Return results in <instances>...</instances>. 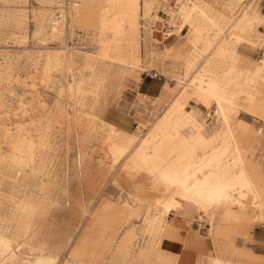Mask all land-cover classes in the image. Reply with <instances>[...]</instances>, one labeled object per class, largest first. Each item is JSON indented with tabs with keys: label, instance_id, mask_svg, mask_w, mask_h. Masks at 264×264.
Returning <instances> with one entry per match:
<instances>
[{
	"label": "rangeland",
	"instance_id": "obj_1",
	"mask_svg": "<svg viewBox=\"0 0 264 264\" xmlns=\"http://www.w3.org/2000/svg\"><path fill=\"white\" fill-rule=\"evenodd\" d=\"M149 1L150 8L146 11V0H0V122L12 134L20 132L37 141L42 134L47 137L44 147L37 143L34 156L25 157L22 165L0 161V230L7 236L14 232L13 219L22 200L31 198L37 203L30 230L20 233L13 243L18 261L34 258L43 249L55 257L53 264L176 263L169 260L171 254L162 247L172 228L165 231L161 228L172 224L170 216L182 214L165 213L163 192L151 188V178L144 172L134 176L129 170L136 146L115 161L107 142L109 127L103 121L127 134L138 135L140 141L151 136L171 100L183 95L186 106L181 112L191 120L189 126H200L206 135L213 134L217 127L222 132L225 125L216 113L214 98L197 96L194 80L207 66L219 70L228 66L214 53L223 42L233 45L238 31L229 29L218 34L219 43L212 51L203 52L204 39L212 40L215 30L208 27L199 35L197 24L186 23L180 13L201 2L213 4L232 19L243 9L255 16L253 26L249 27L252 30H248L254 41L237 45L238 53L246 57V66L253 68L250 75L254 77L255 70L264 65V0ZM226 3H232L237 11L233 16L227 13ZM163 14L168 15V22ZM56 22L59 26L53 30ZM164 23L168 27L166 35L162 33ZM146 33L150 34V41L146 40ZM171 34H179L180 48L160 49V41L156 39ZM62 50L67 62L68 56L75 57L74 71L54 70L51 79L46 80L42 72L46 57ZM115 58H125L127 63ZM134 60L139 61L138 65H131ZM190 60L194 62L192 67H188ZM239 60L237 65L241 67L244 64L242 58ZM87 64L93 68H87ZM147 72L164 74L165 99L140 93L138 85ZM100 73L108 77L100 95L90 93L85 99L86 109L75 106L69 84L81 79L83 87L93 91ZM260 89L264 90V81ZM246 98L244 93L240 94L241 107H230L227 114L232 128H244L241 144L247 155L246 159L243 152L245 168L252 179L255 173L264 183V118L246 109ZM192 111L200 114L201 125L194 124ZM88 112L99 118L87 115ZM221 139L216 138L213 144L223 143ZM237 145L232 142L227 145L230 154L224 161L233 158ZM208 147L198 144L196 153L207 155ZM0 153L3 156L11 153L10 143L2 138L1 130ZM168 163L169 160L161 162L156 174ZM241 193L238 189L233 195L242 198ZM252 197L253 193L247 191L238 224L221 220L226 227L220 230L214 227L223 213L220 207L197 208L189 216L203 224L197 228L210 240L211 255L201 264H211L212 257L218 254L232 264H263L252 259L254 252L264 255V242L253 237L255 228L264 237V218L261 207L251 205ZM249 221L256 224L240 232L241 224ZM131 234L126 248L122 247ZM125 249L127 253L123 255Z\"/></svg>",
	"mask_w": 264,
	"mask_h": 264
},
{
	"label": "bare ground",
	"instance_id": "obj_2",
	"mask_svg": "<svg viewBox=\"0 0 264 264\" xmlns=\"http://www.w3.org/2000/svg\"><path fill=\"white\" fill-rule=\"evenodd\" d=\"M230 1L234 2V0ZM235 1L240 3L242 0ZM145 6L148 8V5ZM193 7L194 8L191 10L188 8L182 10L180 17L183 18L186 23L197 24V30L200 33L199 35H202L203 31L208 27L216 32L212 40L204 39L205 48L202 50L203 52L208 50L212 51V49H214L219 43V40L216 39L218 34L225 33L229 29L238 31L235 34L233 45H230L228 42H223L219 45L216 53H214L217 59L225 61L228 63V66L222 70H219V67L213 69L212 67L207 66L194 80V93L199 97L205 95L212 96L217 104L216 113L220 115L222 122L225 125V129L217 137L222 138V146H217L207 155L203 154L200 156L196 153V146L201 143L206 144L205 138L199 137L193 143H189L185 140L181 131L184 132L189 126L191 120L181 112L182 108L186 106V103H183L185 102V96L183 95L171 100L169 108L165 111L164 115L155 126L151 136L142 138L140 141L138 135L127 134L113 124L106 122V120L103 121V124L109 127L110 135L107 142L110 143L109 150L115 161L130 153L131 149L136 146L135 150L132 151L129 170L134 176L144 172L146 177L151 178V188L163 192L162 202L166 208L165 213H177V211H179L185 204L189 203H192L195 206V209L203 208L207 210V208L213 206L220 207L223 209L222 216L217 220L215 223L216 225L214 224L215 229L220 230L226 227L223 226L221 220L226 219L236 221V223L240 221L243 215V209L245 208L243 201L244 198L247 197V191L253 193L252 200H250L251 205L256 209L261 207V216L264 218V187L256 183L245 168L243 151L237 145L240 142V139L231 126V117L227 114L230 107H241L239 103V95L244 93L247 96L245 99L246 109L253 113H258L264 118V90L260 89L261 82L264 81V65L257 68L255 70V76L252 77L250 74L253 68L250 66L246 69L247 60L238 53L237 49V45L241 44L244 40L245 30L253 26L256 19L255 16L243 9L240 14L232 19L230 15L228 16L226 13L220 12L211 3L201 4V2H197ZM226 7L228 11L227 13L232 16L237 12L232 3H226ZM104 23L105 21L103 20L102 24L104 25ZM58 24L59 22H56L53 26V30L58 28ZM145 38L146 40H149L150 34L146 33ZM200 41L201 40H199V42ZM123 54L122 51V55ZM68 58L70 59L67 62L63 50L54 54H48L42 66L44 78L50 80L54 70L74 71L75 57L68 56ZM240 58H242L244 64L241 67L237 65ZM114 60H117L120 63H127L125 58H115ZM135 60L131 63L132 66L138 65L139 61ZM240 61L241 60H239V62ZM193 63L192 60L188 61V67H192ZM87 68L93 67L87 64ZM245 73L246 76H244ZM106 75L103 73L97 74V85L93 91L85 89L86 87H83V81L81 79H74V82L69 84L68 89L70 90L72 101L76 104L75 106H80L81 108L86 109V105L88 104H85V99H87V96L90 93H94L98 96L100 95V91L103 90L108 81ZM64 90L65 88L62 86V91ZM178 99H182L183 101L179 102ZM87 115L99 118V116L91 112H88ZM90 119L92 118L90 117ZM0 130L2 131V138L7 140L11 146L10 154L3 156V154L0 153V161L12 166H18V164L24 163L23 161L25 157L28 159L32 158L37 143L44 147V144L47 142L45 134H42L38 141L33 137L21 134L20 132L12 134L4 122H0ZM157 137L162 138L157 140ZM230 142L237 145L236 148L234 147L236 150L232 159L224 161L225 154L227 153V145ZM194 154H197L196 157H193ZM164 160H169V163L160 173L156 174L157 168ZM24 165L25 164H23V166ZM205 170H207V172H205ZM199 174H203L202 177H199ZM15 177L17 176L15 175ZM25 178L26 177H24V179ZM238 189L242 192V198H237L233 195L234 191ZM36 209L37 203L31 200V198L22 200L18 203V213L16 214L15 219H13L14 232L7 236L4 230H0V264H5L6 262H10L11 264L54 263L55 257L52 254L44 253L43 249V251L40 250L41 252L39 254H35L34 258L31 257L25 262L18 261V254L13 248V243L19 239L20 233H26L30 230L32 226L31 215ZM216 219L217 218H215V220ZM235 225L233 228H235ZM70 264L77 263L71 262ZM213 264H223V262L221 259L215 258Z\"/></svg>",
	"mask_w": 264,
	"mask_h": 264
},
{
	"label": "crops",
	"instance_id": "obj_3",
	"mask_svg": "<svg viewBox=\"0 0 264 264\" xmlns=\"http://www.w3.org/2000/svg\"><path fill=\"white\" fill-rule=\"evenodd\" d=\"M145 5H148V8ZM144 7H145L146 11L150 8V1L149 0H146ZM164 16L166 17V22H168L167 21L168 15H164ZM166 25L167 24L164 23V26L162 27V33L164 35H166L168 33V27ZM249 29L252 30V28H248L245 31V34H244L245 37H244V40L242 43L254 41L252 34L248 33ZM156 40L160 41L159 42L160 43V49H162V50L164 49V47H166L168 50L169 49L170 50L171 49L172 50H178L181 46V39L179 38V34H171L170 36L165 37L164 39L160 38V39H156ZM244 58L246 59V57H244ZM248 68L249 67L246 66V69H248ZM158 74H162V73H158ZM162 75H163L162 78H150L148 76H145L143 78V80L138 85V89H139L140 93L144 94V95H148L150 97L158 98V99H160V98L165 99L167 97L166 88H165L166 84L164 81L166 78H165L164 74H162ZM239 103H240V101H239ZM199 115L200 114L198 112L192 111L191 118L195 121L194 124L197 123V124L201 125V123L198 121ZM118 124H120V123H118ZM114 126H116V125H114ZM233 129L235 130V132L239 136V139H240V145L239 146L242 149V151L244 152L246 159H247L246 150L244 149V147L241 144L243 142L242 141V138H243L242 135L244 133V131H243L244 128L242 127L241 129H235V128H233ZM220 133H221V129L218 127H217V130L213 134L206 135L203 133L200 126L199 127L188 126L184 130V132H182V136L190 142L198 139L199 137H204L206 140V142H205L206 147L209 146L208 147L209 149H207L206 152L210 153L213 149H215V147L222 146V143L221 144L216 143V145L213 144ZM235 148L232 152L233 155H234V152L236 150ZM229 154H230L229 146H227V153L225 154V156L228 157ZM224 159H225V157H224ZM253 179L256 183H258L259 185L264 187V183H261L260 179L257 177V175L255 173H253ZM195 211H196L195 206L192 203L185 204L179 211H177V213L182 214V216L177 215V214L170 216V221L172 222V224L171 225H168V224L163 225L162 226L163 228H161V231L162 230L165 231L167 229V227L172 228V230H171L172 233H171L170 237H166L162 241V247L164 248V250L168 254H171L170 256H168L170 258L169 260H176L175 264H201V262H203L204 259L208 258V256L211 255L210 240L208 239L207 236H204L202 234L200 229L197 228L199 220L198 219L192 220L189 217V216H192ZM254 224H256V222L253 224H251L250 221L248 224L242 223L240 232L246 231L247 229H249V227L253 226ZM200 225L203 226V224H200ZM204 225H207V224H204ZM131 235H130V237L128 236L129 237L128 240H126L124 242V245H122V247L126 248V245H127L126 243H128V241L130 242V240L132 239ZM253 237L258 242H264V237H260L257 234V228L254 229ZM216 246L218 247V241L216 242ZM126 253H127L126 249L123 250V255H125ZM164 258H167V254L164 255ZM215 258L221 259L223 264H232V261L230 259H225L221 254H218L217 256H213L212 257L213 260H212L211 264L214 263ZM158 259H161V257H158ZM252 259L254 262H262L264 264V255H261L259 253L254 252ZM92 264H98V263H92ZM238 264H241V263H238Z\"/></svg>",
	"mask_w": 264,
	"mask_h": 264
},
{
	"label": "built area",
	"instance_id": "obj_4",
	"mask_svg": "<svg viewBox=\"0 0 264 264\" xmlns=\"http://www.w3.org/2000/svg\"><path fill=\"white\" fill-rule=\"evenodd\" d=\"M146 75L150 78H162V74H158L157 72H147ZM198 225H200L199 222Z\"/></svg>",
	"mask_w": 264,
	"mask_h": 264
}]
</instances>
